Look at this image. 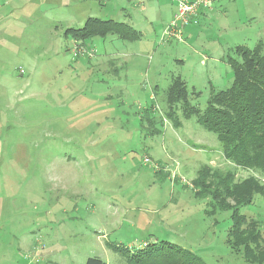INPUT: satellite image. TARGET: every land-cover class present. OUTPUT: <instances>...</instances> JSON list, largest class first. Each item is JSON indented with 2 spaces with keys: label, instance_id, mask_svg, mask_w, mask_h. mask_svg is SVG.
I'll list each match as a JSON object with an SVG mask.
<instances>
[{
  "label": "rangeland",
  "instance_id": "obj_1",
  "mask_svg": "<svg viewBox=\"0 0 264 264\" xmlns=\"http://www.w3.org/2000/svg\"><path fill=\"white\" fill-rule=\"evenodd\" d=\"M178 1L0 0V264H117L107 242L158 241L207 264H250V218L262 262L264 196L241 208L249 219L229 247L232 212L208 214L194 191L206 165L238 181L259 174L228 160L195 117L175 127L165 90L181 76L204 110L231 87L235 48L264 42V0H210L198 23L174 26ZM91 17L130 22L141 37L65 34ZM149 117L160 133H148Z\"/></svg>",
  "mask_w": 264,
  "mask_h": 264
},
{
  "label": "trees",
  "instance_id": "obj_2",
  "mask_svg": "<svg viewBox=\"0 0 264 264\" xmlns=\"http://www.w3.org/2000/svg\"><path fill=\"white\" fill-rule=\"evenodd\" d=\"M65 34L81 41L109 35L131 41L141 37L130 23L96 17L87 19L81 28H67ZM235 54L237 57L229 58L234 74L232 86L213 90L204 110L193 104L189 96L198 92L195 89L189 91L181 76H176L165 90V100L170 110L168 114L175 127H181L182 118L195 117L203 128L216 133L228 160L259 174V177L251 175L238 181L234 172L223 175L220 169L206 165L195 179L194 191L207 201L208 214L213 216L220 211L232 212V224L226 238L229 247L232 232L239 231L240 226L249 219L241 208L253 204L257 196H264V42L260 40L254 48L239 45L235 48ZM178 108L181 114L177 112ZM148 120L154 128L148 133H160V129H155V117ZM249 222L255 243H252L253 246L247 245L248 251L244 256L250 264H254L257 262L254 250L262 249L263 231L258 220L250 218ZM107 246L121 257L117 264H207L203 257L169 241L145 242L137 250L113 242H107ZM261 255L264 263V252ZM86 264L107 263L99 257H90Z\"/></svg>",
  "mask_w": 264,
  "mask_h": 264
},
{
  "label": "built area",
  "instance_id": "obj_3",
  "mask_svg": "<svg viewBox=\"0 0 264 264\" xmlns=\"http://www.w3.org/2000/svg\"><path fill=\"white\" fill-rule=\"evenodd\" d=\"M210 0H179L178 1V12L176 13L175 20L173 25L176 26L178 22H181L184 25H189L192 23H198L196 19L198 15V10L201 5H207ZM170 34L179 35L174 28L171 29ZM148 159H146L147 161Z\"/></svg>",
  "mask_w": 264,
  "mask_h": 264
},
{
  "label": "crops",
  "instance_id": "obj_4",
  "mask_svg": "<svg viewBox=\"0 0 264 264\" xmlns=\"http://www.w3.org/2000/svg\"><path fill=\"white\" fill-rule=\"evenodd\" d=\"M127 23H130V22H127ZM131 25H133V24H131Z\"/></svg>",
  "mask_w": 264,
  "mask_h": 264
}]
</instances>
